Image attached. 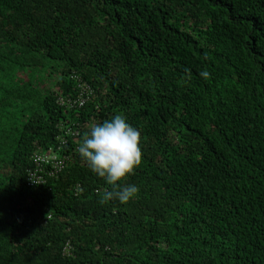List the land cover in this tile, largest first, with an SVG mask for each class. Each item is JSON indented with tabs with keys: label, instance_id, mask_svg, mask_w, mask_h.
Segmentation results:
<instances>
[{
	"label": "trees",
	"instance_id": "trees-1",
	"mask_svg": "<svg viewBox=\"0 0 264 264\" xmlns=\"http://www.w3.org/2000/svg\"><path fill=\"white\" fill-rule=\"evenodd\" d=\"M117 114L139 192L100 204ZM0 264H264V0H0Z\"/></svg>",
	"mask_w": 264,
	"mask_h": 264
},
{
	"label": "clouds",
	"instance_id": "clouds-1",
	"mask_svg": "<svg viewBox=\"0 0 264 264\" xmlns=\"http://www.w3.org/2000/svg\"><path fill=\"white\" fill-rule=\"evenodd\" d=\"M200 75L204 79H208L210 72L204 70ZM77 103L81 107H85L87 100L81 95L75 105ZM74 127V131L68 129L67 133L79 138L80 132L75 125ZM63 128L66 129V125ZM77 151L91 171L111 186V190L106 189L102 193L100 204L112 200L127 204L136 197L139 192L137 186H121L120 182L126 181L129 176L134 175L136 169L142 164L144 156L142 136L141 132L128 123L123 115L117 114L109 120L92 125L90 130L84 133ZM37 156L38 168L34 173L37 177L33 182L34 186L45 184L46 176H48L47 178H57L63 173L64 159L58 160L56 156L43 154L39 159L40 156ZM45 166H48L47 170Z\"/></svg>",
	"mask_w": 264,
	"mask_h": 264
},
{
	"label": "built area",
	"instance_id": "built-area-1",
	"mask_svg": "<svg viewBox=\"0 0 264 264\" xmlns=\"http://www.w3.org/2000/svg\"><path fill=\"white\" fill-rule=\"evenodd\" d=\"M36 178H37V177H36V174H33V175H32V181H33V182L36 181Z\"/></svg>",
	"mask_w": 264,
	"mask_h": 264
}]
</instances>
